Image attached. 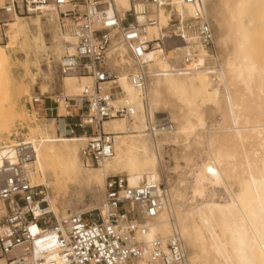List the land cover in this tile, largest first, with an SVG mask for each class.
I'll return each mask as SVG.
<instances>
[{"label": "bare ground", "instance_id": "6f19581e", "mask_svg": "<svg viewBox=\"0 0 264 264\" xmlns=\"http://www.w3.org/2000/svg\"><path fill=\"white\" fill-rule=\"evenodd\" d=\"M110 4L109 14L114 10L113 4L119 10H127L126 0H110ZM204 4L214 34L216 56L213 57L203 45L194 43L184 52L197 56L196 64L175 69L169 60L160 57V52L152 51L147 55L150 77L145 91L136 89L129 79V73L135 70L132 64L131 69L119 73L116 84L122 88L123 95L117 98V103H127L134 110L131 118L122 120L137 125L127 128L117 119L105 121V131L115 134L112 159L102 161L97 168L86 166L81 153L84 146L82 136L71 135L75 138L60 139L53 144L49 129L54 128V123L57 130L64 125L62 121L57 123L56 119L51 120L47 128L35 126L27 138L11 144L25 145L30 161L25 163L24 171L31 184L42 176L45 183L38 184V187H46L49 177L46 170L53 175L59 172L71 174L64 183L68 191L65 199L68 209L62 210L61 218L81 215L83 211L74 213L72 208L86 202L91 209L100 206L101 214L105 216L106 194L101 186L111 170L127 171L131 187L142 182L159 186L163 167L170 178L166 179L165 188L160 189L161 211L153 219L145 220L140 207H135L146 227L141 241H166L177 236L186 253L185 261L177 264H264V64L251 55L254 43L251 44L249 31L256 22L247 19L249 9L255 5L264 6V0H210V3L204 0ZM172 12L184 18L191 16V11L177 2ZM27 15L30 16L20 17L18 13L5 16L9 27L8 44L0 48L14 49L17 37L24 35L27 46L32 44L35 54H46L49 47L45 44V33H49L55 55L60 57L65 50L73 53L75 39L68 30L69 33L61 32L63 28L54 9L40 8ZM169 15L167 11H159V27L167 25ZM31 27L35 33L29 36ZM159 27L150 28L149 36L157 35ZM218 47L225 51L222 60ZM28 56L29 53L25 55ZM110 63L113 68L118 65L114 58ZM27 64L26 73L29 74ZM11 67L7 61L0 60V135L8 134L16 117H21L19 113L22 112H17L16 98L30 93L22 83L25 88L21 84L18 89L12 88ZM30 76L32 81L37 80V74ZM62 79L61 93L72 97L80 95L93 81L89 76L79 75H63ZM161 92L169 98L160 99ZM151 96L156 100L152 102ZM39 97L33 98L32 105ZM154 104H161L164 109L174 104L179 106L178 117L167 115L173 123H178L177 127L174 124L172 134L160 138L148 134V118L164 116V111H156ZM64 113L60 112L61 116ZM21 118L25 119L23 115ZM65 131L70 136L67 129ZM125 132L137 133L140 139L128 137ZM179 134L187 138V143L177 144ZM78 141L83 143L80 152L72 146ZM165 142L175 147L165 152L162 149ZM15 156L13 148L0 149V166L6 158L14 161ZM141 171L154 176L134 175ZM100 198L104 201L96 204ZM44 202L47 203L45 199ZM44 211L56 217L55 207L54 212L45 208ZM48 243L34 245L35 264H59L60 250L54 242L47 249ZM62 264H68L66 258ZM131 264L145 262L136 259Z\"/></svg>", "mask_w": 264, "mask_h": 264}, {"label": "built area", "instance_id": "2783aa9c", "mask_svg": "<svg viewBox=\"0 0 264 264\" xmlns=\"http://www.w3.org/2000/svg\"><path fill=\"white\" fill-rule=\"evenodd\" d=\"M176 2L189 9L191 16L173 14ZM113 6L109 14L110 0H0V47H7L2 31L6 15H27L40 8L54 9L64 31L74 37V51L64 56L61 74L89 76L92 85L76 97L60 93L54 107L48 109L56 111L71 134L83 137L81 153L86 166H99L115 155V134L105 131V121L134 114L129 104L117 103L123 95L116 84L121 71L131 69L132 64L135 70L129 73V79L136 89L145 91L150 77L148 53L160 52V57L169 60L175 69L196 64L197 56L184 52L191 44L203 45L213 57L217 54L204 0H129V8L123 11ZM161 10L170 13L164 27H159L157 18ZM157 26L158 34L149 36L148 30ZM112 58L118 62L116 68L111 66ZM42 97L34 103L43 101ZM62 111L65 113L61 116ZM174 127L167 115L148 118L147 132L154 138L172 134ZM5 148L16 152L14 161L6 158L0 166V259L6 264H35L34 245L51 238L68 264H131L136 259H143L145 264L185 261L186 253L177 236L150 243L140 240L146 227L135 207H140L145 220L156 217L162 209V184L142 182L131 187L124 177H108L105 216L87 218L84 213L58 219L45 213L41 187L32 185L24 171L25 163L30 161L25 145L0 144V149Z\"/></svg>", "mask_w": 264, "mask_h": 264}, {"label": "rangeland", "instance_id": "374dc122", "mask_svg": "<svg viewBox=\"0 0 264 264\" xmlns=\"http://www.w3.org/2000/svg\"><path fill=\"white\" fill-rule=\"evenodd\" d=\"M208 3H210V0H207ZM129 7V3L128 0H126V6L125 9H128ZM251 14V15H250ZM20 16V15H19ZM30 15H21L20 17H29ZM254 16V17H252ZM254 19V22H256L254 24L253 27H251V30L249 31L250 33V37H251V44L252 42L254 43V46L252 44V49H255L254 53L251 49V55H253L254 58L258 57L256 60L259 61L261 64H264V6L262 5H255L253 7H251V10L249 9V12L247 13V19ZM256 18V19H255ZM4 20H8V18H3ZM43 21L46 22V18L43 17ZM6 23V21H5ZM9 30L8 26L3 27V32L6 33ZM61 32L63 34L65 33H69L68 31H64V29L61 30ZM35 30L31 27V31L29 33L30 34H34ZM24 35H21L20 37H17V42H16V46L14 49H10V48H0V60H5L9 63L10 67L12 68V88L18 89L19 85L25 84L26 88L24 85L21 84V86H23V88L25 89H29L28 92H30L28 95H22L21 98L19 97L16 98V106H17V112H22L19 113V115L21 114V117L23 115V119L19 116L16 117L14 123L11 125V129L10 132L8 134H2L0 135V144H11L13 143L12 141H23L25 138H27L29 136L30 133L33 132L34 128H36L38 125L41 127H49L50 123L52 122L51 120L56 119L55 121L57 123L60 122V119L57 117V113L56 111L54 112H50V110L48 108L54 107V101L57 99L56 97L63 91V79H62V74L60 73L59 70V65L61 62V59L65 56V54L69 53L67 52V50H65L64 54H62L60 57L55 55L54 52L52 51V45H53V41L51 38V35L49 33H45V44L49 47L46 50V54L45 52L40 53L39 55L35 54L34 52V48L32 46V44L30 47L27 46L28 43L25 42V38L22 37ZM7 44H8V38H7ZM21 42V43H20ZM24 42V44H23ZM67 44V41H65ZM69 44V43H68ZM23 47V48H22ZM51 47V48H50ZM22 51H21V49ZM30 48V49H29ZM17 49V50H16ZM26 50V51H25ZM30 50V51H29ZM25 52L26 54L29 53L28 58L25 57ZM8 53V54H7ZM218 54L221 57V60L225 57V51L224 49L218 47ZM255 54V55H254ZM9 55V56H8ZM49 55V56H47ZM11 56V57H10ZM25 60V61H24ZM33 61V62H32ZM25 62V63H24ZM35 62L37 64H35ZM29 65H28V64ZM26 64L28 65V69L30 71V73H26ZM38 66V67H36ZM123 72V71H122ZM126 72V71H125ZM37 74V80L32 81L31 79V74ZM19 84V85H18ZM17 86V87H16ZM44 94V96L42 97V102L39 103H34L32 105V100L33 98L39 97L40 94ZM31 95V96H30ZM169 98V96H166V94L164 92L160 93V99L162 98ZM154 100H156L153 96H151V101L153 102ZM176 102V101H175ZM147 106V105H146ZM179 106L178 105H170L169 108L164 109V107L161 104H154V109L156 111H164V115H168L170 117H178V113H179ZM20 110V111H19ZM147 110V107H146ZM26 112V113H25ZM52 114V115H51ZM18 116V114H17ZM19 118V120H18ZM118 122L120 123H125V126L127 128H134L136 124H133L131 121L128 122L126 120H122V119H117ZM59 121V122H58ZM123 121V122H122ZM68 123V121H66V124ZM176 127L178 126V123H175ZM36 126V127H35ZM68 131V134L70 136L66 135V130ZM177 131V130H176ZM48 134L51 138L54 139V141L52 142L53 144H57L60 139H73L75 138L74 136H71L73 134H71L70 128L69 127H64V125L62 127H60L59 130H57V124L54 123V128L53 129H49ZM125 134L128 137H134L137 139H140V137L136 136L137 133H128L125 132ZM125 135V136H126ZM78 137V136H76ZM148 138V137H145ZM149 139V138H148ZM182 140V141H181ZM184 140V141H183ZM177 144L178 145H183L184 143H187V138L184 135H180L179 137H177ZM153 143L150 141V144ZM82 142H73L72 146L76 147L78 152H80V149L82 147ZM80 145V147H79ZM151 146H153L151 144ZM175 146H170L168 143L165 142V144L162 146V149L165 150V152H167L170 149H173ZM177 148V147H176ZM164 162H162L163 165ZM96 168L98 166H95ZM46 170V169H45ZM162 171L164 173H162ZM166 173V174H165ZM46 174L49 175V177H47L46 179V187L45 186H39L41 187L40 189L43 190L44 195L42 196V198H44L45 196V201L47 203H45L44 205L45 210L46 211H53L54 212V207L56 210V217L59 219L62 217V210L63 209H68L66 203H65V199L68 197V191L64 188V183L66 180H68V178L71 176V174H67V173H62L59 172L56 175H53L52 173L48 172L46 170ZM136 174H142L144 176L148 177H153V174H147L146 172H139V173H134V175ZM127 175L128 172L123 170V169H116L115 170H111L110 172H108L104 178V185L101 186V189L103 190V192L105 193V179L108 177H112V176H117V177H124L127 179ZM161 175L162 176V185H163V189L166 186V179L170 178V175L168 174V172L166 170H161ZM31 182V181H30ZM44 179L42 178V176L38 177V179L35 180V183H33L32 185L34 186H38V184H43ZM47 195V196H46ZM104 201V199H99L97 202L102 203ZM100 206L94 207V208H90L89 203L86 202L85 204H83L82 206H79L78 204L73 206L72 208V212L77 213L78 211H83L81 214L85 213L86 217L88 218L90 215L92 217H101V212H100ZM54 216V214H51ZM55 217V216H54ZM49 242L47 244V249H48V245L51 242H54L53 238H51V240L47 241ZM41 251V253H44L47 251ZM2 259H0V262L2 264H6L5 261H1ZM65 260V258L63 257V255L61 254L59 256V264H62L63 261Z\"/></svg>", "mask_w": 264, "mask_h": 264}]
</instances>
